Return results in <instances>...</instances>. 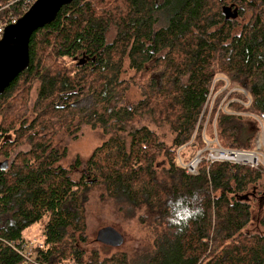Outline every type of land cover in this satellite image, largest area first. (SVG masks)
<instances>
[{
  "label": "trees",
  "instance_id": "16d2710c",
  "mask_svg": "<svg viewBox=\"0 0 264 264\" xmlns=\"http://www.w3.org/2000/svg\"><path fill=\"white\" fill-rule=\"evenodd\" d=\"M12 1L0 0V20L23 14ZM121 1L114 10L101 12L96 3L104 0L63 6L52 22L33 32L28 66L0 94V110L9 118L15 91L23 82L37 81L40 105L31 122L18 109L9 126L6 118L0 120L2 158L13 151L12 143L26 140L30 147L10 163H0V264H264V234L244 231L251 220L247 191L264 188L263 172L202 163L199 175L188 176L176 162L179 148L202 149L213 130L224 148H253L259 128L242 114L264 115V0H227L214 11L216 2L226 0ZM160 10L165 24L154 30ZM111 18L120 40L107 44ZM238 18L245 24L239 26ZM49 47L56 59L75 64L73 76L44 62L42 53ZM125 56L135 72L162 69V83L152 76L149 97L134 107L121 106ZM150 62L152 67L145 66ZM217 75L247 91L249 103L243 94L223 89ZM82 95H92L95 104L86 114L72 103ZM224 104L234 113L222 111ZM137 111H151L169 122L172 143L167 146L147 127L128 130ZM75 119L98 126L107 137L85 161L77 182L60 164L65 151L60 154L50 144V134L73 126ZM11 132L10 145L1 143ZM90 186H102L127 218L138 217L150 232V251L131 262L124 254L99 261L72 247L73 234L84 230ZM35 224L42 225L43 248H34L33 261L25 263L17 250L25 244L24 230Z\"/></svg>",
  "mask_w": 264,
  "mask_h": 264
},
{
  "label": "rangeland",
  "instance_id": "374dc122",
  "mask_svg": "<svg viewBox=\"0 0 264 264\" xmlns=\"http://www.w3.org/2000/svg\"><path fill=\"white\" fill-rule=\"evenodd\" d=\"M153 1L155 2V4L159 5L162 3L163 0ZM121 3V0H104L103 5H100V3H96L98 7L95 10L97 12H101L103 10L112 11L117 7L116 5ZM228 3H230V1L227 0L219 5L218 2H216L213 6V11L215 8L220 10L222 6L228 5ZM5 7L6 6H4L3 8ZM155 18L156 23L154 25V30L164 26L165 13L160 10L156 12ZM246 19L248 20L247 15ZM245 22L246 21L244 19H237V23L239 24V26L245 24ZM238 30L239 29H235V31L237 32ZM118 37L119 30L116 20L111 18L105 34V41L107 44H112L120 40V38ZM41 38V36H38V40H40ZM41 48L45 50L44 46H41ZM53 53V48L51 47L44 51L42 53L44 62L47 63L49 60V64L65 69L70 72L71 76H73V68L75 64L72 65L71 62L66 59L58 60L55 58ZM152 64V62L146 63L145 66L152 67ZM128 66L129 60L125 56L123 64L121 65L122 73L120 78H123L125 80L127 79V86L126 90L124 91L121 106L134 107L138 104V102L144 100L146 96L149 97L147 92L150 86V79L152 78V76L155 78L156 76H158V85L162 83L159 78L162 73V69L144 73L137 71L135 72V70L128 68ZM217 80H222L224 82L223 89L227 90L228 93H246V91L242 90L240 87L230 84V82L226 80L223 75H217L216 81ZM37 88V81H34L32 85L23 82V84L20 85V87L15 91V96L12 98L11 101V105L15 106L14 112H10L9 118H7L5 113L0 110V120H5L4 118H6L5 122L2 121L5 123L6 126H9V123L14 118L16 109L20 110V114H23L29 122H31L33 119H37L35 118V111L38 106L40 107L39 103H37ZM224 101L225 99L222 102ZM233 101L234 99L230 100V102ZM72 103L78 109L84 110V114L87 113V109H89L92 105H95L92 95H82L80 98L74 99ZM119 108L120 106L117 107V109ZM137 112L138 113L135 114L132 121L129 122V125L127 126L128 130L132 128L147 127L157 136L160 141L164 142L167 146L172 143L175 134L173 133L169 122L158 120L160 117L155 113H152L151 111ZM78 122V119H75V121L73 122V126L59 127L56 131L50 134L51 146L59 150L60 154H62L63 150L65 151L64 157L61 159L60 164L64 169L68 170L69 176L74 182L80 180L85 161L89 158V156L96 149V147L100 146L102 142H104L107 138L106 136H104V132H102V130L98 126H92L90 124L88 125L83 122ZM2 125L4 126L3 123ZM108 132L110 133L111 130H108ZM120 136L122 139L128 142L126 134L120 133ZM14 138L15 136L12 134V132L10 134L4 133L3 139H1V143L7 141L10 145V142ZM258 138L264 144V137L262 136L261 132L257 134V139ZM213 143V141H210V146H212ZM12 145L13 151H10V155L6 159L0 156V163L3 161H7L8 163H10L16 153L27 152L30 148L26 140L22 145H17L16 143H12ZM193 152L194 150L192 149L183 151V156L181 157V159L179 158L178 161L180 163L186 162L189 158L192 157ZM247 193L249 194L247 196L248 202L251 205V220L247 227L244 229V231L251 234L257 233L263 235L264 216L262 215H264V188L259 187L252 192L251 187L249 188ZM83 208L84 230L82 232L78 231L73 234L74 242L72 247L84 251V257H88L94 254L97 255L99 261H102L106 258H110L115 254H124L127 256L128 261L131 262V257L134 256L137 259V257L142 256L141 254L151 250L152 242L150 240L151 236L149 234L150 232H148L149 230L145 229L138 223L137 216L127 218L125 215L121 214L118 211L113 200L106 195L102 186H90L88 188V190L86 191V203H84ZM107 226L114 228L122 235L123 244L121 246L109 247L102 245L99 242H96L95 238L97 231ZM42 234V225L40 224L32 225L31 227L24 230L23 240L25 241V244H23V247H26V249L23 250L25 252L31 253V256L28 258L29 260L33 261L34 248H43ZM27 242L29 243L27 244ZM67 261L69 260H64V262Z\"/></svg>",
  "mask_w": 264,
  "mask_h": 264
},
{
  "label": "water",
  "instance_id": "95a60500",
  "mask_svg": "<svg viewBox=\"0 0 264 264\" xmlns=\"http://www.w3.org/2000/svg\"><path fill=\"white\" fill-rule=\"evenodd\" d=\"M72 1L35 0L15 24L5 27L0 39V94L28 66V46L33 32L52 22L59 10ZM95 240L109 247L123 244L122 235L109 226L99 229Z\"/></svg>",
  "mask_w": 264,
  "mask_h": 264
},
{
  "label": "built area",
  "instance_id": "2783aa9c",
  "mask_svg": "<svg viewBox=\"0 0 264 264\" xmlns=\"http://www.w3.org/2000/svg\"><path fill=\"white\" fill-rule=\"evenodd\" d=\"M35 2V0H14L10 4L18 3L21 5L22 13L24 14L30 6ZM9 5V4H8ZM7 5V6H8ZM6 6V7H7ZM1 10V8H0ZM22 14V15H23ZM19 16H15L10 14L7 18L0 20V39L3 35L4 29L6 26L15 24L18 20ZM244 90V89H242ZM245 91V90H244ZM247 93V94H246ZM242 93L246 99L247 103H249V95L248 92ZM213 98H211L212 103ZM236 101V100H234ZM227 103V102H226ZM212 105V104H211ZM210 105V106H211ZM220 109L222 111H226L229 113H234L232 111L226 110V104L221 105ZM243 116L252 118L255 120L259 131L262 133V136L264 137V115H254L249 113L242 114ZM257 134L255 136V140L253 143L252 149H235V148H224L219 145L215 130L213 131V139L207 140L204 138V147L202 149L194 150L192 157L189 158L186 162L180 163L178 159L183 156V151L190 149L189 147L183 146L177 150L176 153V162L179 167H181L184 170V173L188 176H197L200 172V166L202 163H205L207 166H210L213 163H228L233 165H239V166H247L251 169L259 170L264 173V144L260 141V139H257ZM210 141H213V145L210 146ZM23 249H26V247L21 248V250H17L18 253L21 255L22 259L25 263H29L32 260H29L28 258L31 256L30 252H25Z\"/></svg>",
  "mask_w": 264,
  "mask_h": 264
},
{
  "label": "crops",
  "instance_id": "0c3cea01",
  "mask_svg": "<svg viewBox=\"0 0 264 264\" xmlns=\"http://www.w3.org/2000/svg\"><path fill=\"white\" fill-rule=\"evenodd\" d=\"M188 150V149H187Z\"/></svg>",
  "mask_w": 264,
  "mask_h": 264
}]
</instances>
